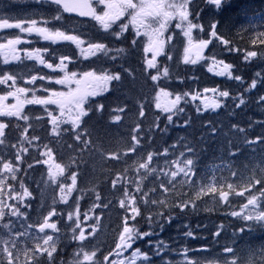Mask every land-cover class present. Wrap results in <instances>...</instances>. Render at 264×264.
Returning a JSON list of instances; mask_svg holds the SVG:
<instances>
[{
	"label": "snow or ice",
	"instance_id": "6c2138e0",
	"mask_svg": "<svg viewBox=\"0 0 264 264\" xmlns=\"http://www.w3.org/2000/svg\"><path fill=\"white\" fill-rule=\"evenodd\" d=\"M201 3H206L207 5L215 6V8L220 9L225 3V0H200ZM36 5H50L55 6V15L51 16V20L42 19V24L44 26H38V20L34 18L37 15H43L39 9H36L30 15H25L21 17H3L0 16V29H19L21 33H27L29 35L35 34L43 41H50L52 44H56L59 41H67L75 44L77 48H80L82 44L85 43L78 35L68 34L61 27H55L56 22L62 21L63 13H76L80 17L90 16L96 20L101 27L107 33L109 29H112V25L115 24L121 17L125 16L127 13L129 20L128 23H121L119 25V31L115 29L112 30L110 35L115 36L116 39H121L126 29L129 25L136 31V35L141 34L147 35L149 37V44L145 47V52H152V58L147 60L148 69H157L156 75L150 74V79L155 82L160 80V69L157 68L156 59L158 56L164 54L166 40L164 38V33L168 28V25L176 20L177 23L175 27L181 29L185 37L188 38V47L184 49V63L185 64H197L200 60L204 59L203 51L208 46L209 41L205 39H199L197 43L193 42L192 30L199 29L201 32L205 31V28L199 23H194L190 17V9L192 14L196 18H202L201 13L195 11L199 7L197 0H33ZM97 5H104V10L101 13L97 12ZM62 10V12H61ZM202 11V9H201ZM15 20L16 22H10ZM27 24V27H25ZM52 26H49V25ZM218 23L211 22V36L220 40L221 43L228 45L229 41L227 39H221L218 35ZM261 37H264V33H260ZM172 37H167V40H171ZM264 42V40H254L253 43ZM21 43V39L17 36L15 39L7 40L6 44L0 43V56L3 57V63L7 65L11 61H21V55L16 49V45ZM133 45L136 41L133 40ZM233 49L228 48L227 51L231 52ZM47 51V49H45ZM115 52V55L110 53ZM126 52L124 47L109 48L104 43H88L86 49L81 48V54L91 56H97L99 53L101 57L108 58L111 61L126 60L127 56H123ZM25 58L30 60H36L37 63L44 65L45 67L52 69V63H46L41 51L36 49L34 51H28L24 54ZM257 52L248 51L244 57L245 60H249L252 57H256ZM264 59V55L261 57ZM67 56L60 57V63L56 65L61 72L64 73L63 77L56 78L54 83L57 85H63L67 88V91H52L47 97L38 96L35 91L27 87H15L17 76L16 74H9V71H4L3 75H0V84H6L7 81H13L14 91H8L6 95L0 96V116L2 117H16L18 120H23L29 122V115L23 114V108L25 104L28 105H56L59 110V115H54V111H49L47 107H44V112L47 113L49 117V122L52 125V132L54 135H60L61 132L68 134L79 141V145H69L73 149L79 148L83 145L81 152L87 150L91 154L94 150V146L91 143L92 131L89 129L88 120L92 119L91 114L103 115L105 109L104 103L95 100V97H101L105 93L109 92V85L112 84L113 91H119L120 87L123 85L124 76L123 73H129L132 75L129 68L124 67L123 63L114 65L112 69L98 67L96 71H83L82 74L77 78V72H67L65 69L67 65L64 63L67 60ZM100 59V57H98ZM171 59V56H169ZM214 63L223 65V68L216 72L218 76H227L229 79L235 80L237 82L243 83V78L240 75H233L231 69L232 65L224 63L223 60L214 61ZM116 67L122 69L117 71ZM211 70V69H210ZM169 69L165 67L163 69V76H169ZM260 76L261 73H257ZM44 80L45 76H32L27 83L31 84L37 79ZM51 80L52 77H47ZM115 82V83H114ZM163 83V81H162ZM75 87H72V85ZM155 85L154 87H158ZM168 85L165 84V87ZM257 87V80L254 78L251 82L249 88L244 89V93L251 91ZM47 90V89H45ZM32 91L31 98H22L24 94ZM204 92H213L214 96L212 98H205L202 103L205 110L211 109L215 111L222 107H225V101L219 98H230L235 108H241L248 103H254L257 106H264V95H260L256 100H245L244 93L239 96H230V92L227 90H219L217 88H204ZM172 93L164 91L161 88L160 92L156 95L155 107L160 110L159 114H154V121H149V127L146 133H144V138L148 141L154 143L153 137L155 135H166L169 131V126H190L191 117H187V106L188 97L195 101L200 97V93H189L187 91L180 94H176L174 99L168 100L166 103L161 104L159 102L160 97H168ZM8 96H12L16 99V103L13 105L4 104L3 101L7 99ZM184 102L183 105L181 102ZM238 101V102H237ZM196 111L199 113L201 108L196 105ZM264 110V109H262ZM116 111L123 113L125 108L120 107ZM112 115L111 113H109ZM166 114V115H165ZM139 116L147 120V115L145 111V105L141 104ZM162 116L164 120H162ZM187 117V118H185ZM174 118L183 119L182 125H176V120ZM39 119V118H38ZM115 121H121V115L116 114L113 116ZM166 121V123L164 122ZM264 123V122H262ZM143 121L136 123L134 134L132 135V141L134 142L131 147L127 148V152L137 153V159L133 161L132 167L139 173V181L136 185L137 192L140 193L139 196H132L129 198L128 189L125 188L123 192L124 198L120 200L121 209L125 210V216L123 219V229L119 233V242L116 244V255L118 257L123 256L124 253L130 252V255L123 256L122 259L113 261L112 264H137L138 260L147 262V264H155L153 261V255L160 257L163 260L162 253L169 248V245L164 243V241H157L154 245L155 251L152 254L142 251L138 247H134L137 241L143 240L145 237L151 238L156 235L155 228L159 227L161 231L165 228L167 223H170L174 219H178L180 215H187L189 208L192 212L199 211V205L197 200L200 199L202 195L208 193H216L218 187L213 186V183H208L207 173L198 176L196 169L198 167L197 161L199 159V154L196 147L187 141L185 137H180L175 143L160 151L159 149L155 151L147 152V158L143 159L142 152L139 148L141 144L140 134L144 132L142 127ZM163 124V126H161ZM62 125H70V128H61ZM251 126V125H250ZM9 125L0 122V145H5L6 132L5 129ZM206 127L209 128L210 135L215 136L217 134V128L212 125L211 122L206 123ZM238 133H245L246 130L238 125L232 126ZM27 131V128H25ZM39 139V137L32 136L31 139L28 137H22L20 140L21 145L25 140L31 144L32 140ZM259 141L264 144V136L257 137L256 140H248L245 135L243 142L247 144H256ZM181 145L182 150H179V154L175 155L173 159H169V156H173V150H177V146ZM11 147L16 148V145H11ZM43 147L46 151L41 152V156H48V160L36 161L37 163L48 164L51 160V154L53 149L49 144H44ZM229 156L237 155L239 149H233L231 141H229ZM28 149L21 147L15 154V162L22 161V153L27 152ZM111 158L113 160L120 159L115 153H111ZM156 157H163V167L158 166L154 163ZM11 160H5L3 156H0V221H5L0 223V229L4 232H0V264H21L20 256H24V264H56V256L60 255L58 250V244L60 243V238H54L53 235L45 234L43 237L34 236L31 237L25 232H15L13 234L14 222L11 217L17 218V221L26 216L27 213L21 211V205L28 207L25 198L30 197L32 193L29 191L28 187L25 186V180L17 176V173L21 171L20 167ZM29 168L32 165L28 166ZM68 166H62L60 163L50 164L48 169V180L52 184H57L58 177H61L65 173V169ZM141 170H143L141 172ZM222 170L220 166L213 165V171ZM233 176L237 175L235 170H231ZM127 171V170H126ZM195 177V179H194ZM17 181L19 180V189L17 191L8 184L7 187L11 191L5 192V182L6 181ZM212 180L215 184L222 187L221 181H217L215 175H213ZM47 183V181L45 182ZM113 185L117 183L115 180L112 181ZM255 183L264 185V177L257 178ZM143 185V188L141 187ZM149 185L152 187L149 188ZM77 186V173L75 171L71 172V184L65 185L64 183H59V188L61 192H66L67 195H71ZM187 186L190 192L180 193L177 195L179 190ZM252 186V185H249ZM228 189L234 190V186L231 183L227 184ZM145 189H147L145 191ZM117 192L120 191L119 188L116 189ZM195 193L192 195L191 193ZM260 195L264 196V187L260 189ZM228 192L220 190L219 197L220 201H227ZM213 199L215 197L213 196ZM8 200H15L16 204L7 203ZM97 200L103 204V200L98 195ZM61 201L66 202L67 196L62 195ZM219 204V201H217ZM78 204V200H77ZM108 205H105L107 207ZM248 206L257 208L258 197L253 195L247 199V204L241 207L240 212L232 211L230 213L233 217H238L246 221H256L264 222V210H257L254 214H242L244 209ZM7 209V211H6ZM178 209V213L173 214L174 210ZM131 212V216L127 213ZM145 212L148 213L145 216ZM55 209L50 211L47 216L44 217L43 222L38 225L39 233H45V229H51L53 232H57V224L49 223V217L55 215ZM8 218V219H6ZM69 219H72V214H69ZM132 222L131 225L129 222ZM146 221L149 225V231H141L139 228L140 222ZM260 226L264 227V224ZM29 227L32 225L29 224ZM189 230L184 233L185 237L193 236V230H191L189 225H185ZM222 227V226H221ZM79 228V236H77L76 229ZM243 230V229H241ZM95 231V229H93ZM72 240L85 241L86 237L82 228L79 227V221L76 222L75 227L72 228ZM212 235L219 236L220 232L216 231ZM20 237H29V239L34 240V246L29 247L25 245L23 248L20 247ZM42 241V242H41ZM152 244L151 239L148 241ZM188 249H185L187 252ZM225 253H232L233 249L231 247L225 248ZM82 255L83 260L79 257ZM95 252L84 251L83 245L80 246L79 251L76 253L73 260L69 261L68 264H85V262H92L95 257ZM47 257V260L44 259ZM106 261L108 257L104 258ZM61 264H65L62 260ZM163 264H174L171 260H163ZM185 264H201L199 259L188 260L186 259ZM210 264H215V262H210ZM222 264H229L227 255L223 258ZM232 264H245L243 260L232 261Z\"/></svg>",
	"mask_w": 264,
	"mask_h": 264
},
{
	"label": "rangeland",
	"instance_id": "374dc122",
	"mask_svg": "<svg viewBox=\"0 0 264 264\" xmlns=\"http://www.w3.org/2000/svg\"><path fill=\"white\" fill-rule=\"evenodd\" d=\"M206 4V3H205ZM211 5L206 4V12L209 11ZM0 8L5 9L4 11H0V16L3 17H13V15H17V17L23 18L25 15H30L32 12H34L36 9H39L40 12L43 15H37L34 18L38 20V26H44L42 24V19H49L51 20V16L55 15L54 7H51L49 5H36L33 3V0H0ZM217 9V8H215ZM104 10V5H97V12L101 13ZM219 10V13H221L222 7ZM207 15L206 21L212 20ZM63 20L60 22L55 23V27H61L63 26L61 30H65L68 34H74L78 35L81 39L85 41L84 44L80 46V48H77L75 44H72L71 42L67 41H59L56 44H52L50 41H43L38 36H36L34 33L29 35L26 33V37L23 36L19 31V29H8L4 31H0V43L6 44L7 40L9 39H15L17 36L20 37L21 43L17 44L15 47L17 51L21 55V61H11L7 65L3 63V57L0 56V69H3L4 71H17L20 73L17 76L15 87H17L20 80L24 77L25 80H29L32 76H45L46 79L38 81H42L39 84V86L34 85L35 81L31 84H28L26 86L27 88L33 90L36 92L38 96L47 97L51 94L52 91H67V88H65L63 85H57L54 83V80L56 78L63 77L64 73L60 71L59 68L56 67L57 64L60 63V57L61 56H67L68 59L64 61V63L67 65V68L65 71L67 72H77L79 76L82 74L83 71H96L98 67L108 68L112 69L114 65H119L123 63L124 66H126V63L132 62L134 56L138 63L136 66L140 70V75H147L149 78V82L151 84V91L152 94L150 95V101H154V104L150 107L159 114L160 110L155 107V104L157 102L156 95L158 92H160L161 88H164V91L172 93V95L168 97H160L159 102L161 104L166 103L168 100L174 99L176 94H180L182 92H185L182 86H175L174 84V78H172L173 70L175 67H179L177 70L180 73H184L182 69L186 68L189 69L190 66L192 67L189 71L190 73H193L195 67H200L199 71L201 74L207 76H212L216 82L211 85H198L194 89V93L199 92L201 95L200 97L193 101L191 100V97H188V106H192L194 110H196V105H199L201 108L202 113L205 114H214V113H221L222 111H226V107L229 111H233L235 109V105L232 100L228 102L230 98H219L225 101V107H222L220 109H217L215 111H212L211 109L205 110L203 107L202 101L205 98H212L214 96V93L204 92V88H217L219 90H227L231 92L232 90L238 89L239 87L244 88L243 83L237 82L235 80L229 79L227 76H218L216 75V72L221 70L223 68V65L214 63V61L221 60L217 56L216 48L219 50H223L225 52L227 51V46L223 43H221L220 40H217L215 37L211 36V29L209 28L203 32H201L199 29L192 30V38L193 42L197 43L199 39H205L209 41L208 46L203 51L204 59L200 60L197 64H185L184 63V49L188 47V38L184 36L183 31L181 29H177L175 27L177 21L173 20L169 25L167 30L164 33V38L166 40L165 43V50L164 54L161 56H158L156 59L157 68L160 69V80L153 82L150 79L151 75H156L157 69H148L147 68V60H150L152 58V52H145V47L149 44V37L147 35L141 34L140 36L136 35L135 29L129 25L128 29L125 30L123 37L121 39H116L115 36L110 35L113 29L116 31H119V25L121 23H128L129 17L127 13L125 16L121 17L120 20H118L115 24L112 25V29H109L106 33L105 30L101 27V25L93 19L92 22H80L75 19L71 18H65L63 16ZM11 20L10 22H12ZM222 23L218 22V35L223 38V34L225 33L220 29ZM49 26H52L51 24ZM25 27H27V24H25ZM195 32H198L197 34ZM171 36L172 39L169 41L167 40V37ZM30 39L34 42L33 46L28 47V49H21L20 47L22 45L29 44ZM133 40L136 41V44L133 45ZM88 43H104L109 48H117V47H124L126 49V52L122 54L123 56H127L126 60H117V61H111L108 58H103L98 53L97 56H91L88 55L87 57L85 55L81 54V48L86 49L88 47ZM36 49H39L41 51V54L45 60L46 63H52L53 68L49 69L45 67L44 65H41L37 63L36 60H30L25 58L24 54L27 51H34ZM47 49V51H45ZM169 51L172 52L171 59H169ZM252 51L251 49L243 52V59L246 64H249L251 61H255L259 58L258 54L256 57H252L249 60H245V52ZM111 55H115V52L113 51L110 53ZM100 57V59H98ZM181 57V59L178 60L177 65L173 62V58ZM218 58V59H216ZM169 61V63H168ZM23 62H28L26 68H22L19 65ZM171 63L174 64L173 68H171ZM167 67L169 69V76L164 77L163 76V69ZM211 69V70H210ZM116 70H120L119 67H116ZM9 72V74H10ZM33 72V74H32ZM16 74V73H15ZM0 75H3V72H0ZM47 77H52L51 80L47 79ZM163 81V83H162ZM115 83V82H114ZM165 84L168 85L165 87ZM155 85H159L158 87H154ZM13 87V81L9 80L6 84H0V90H2V93L0 96H4L8 92V88ZM72 87H75L73 84ZM171 87V88H168ZM14 88V87H13ZM113 85H109V92L105 93L101 97H95L93 99L98 100L102 103H104L105 106L110 107L111 106V97L110 93L112 91ZM47 89V90H45ZM15 90V88H14ZM13 90V91H14ZM32 91H29L28 93L24 94V97L22 98H31ZM112 97H114V101L119 104V106L110 109L109 113L111 119H113V116L116 114L121 115V121H115L114 127H108L102 124V122L99 120V114H91L92 119L88 120V127L93 130V132L96 134L95 136V142L99 145H102L105 150H109V148L114 145L117 141H121L124 135V131L129 128L127 125L128 118L132 115V113L128 112L127 109L124 107V105L121 103L122 96L118 94L117 92H114L111 94ZM231 96V94H230ZM12 97V96H8ZM7 97V98H8ZM238 102V101H237ZM4 104L7 105H13L16 103V99L12 97V100L3 101ZM183 101L181 104L183 105ZM44 107H47L49 111H54V114L57 116L59 115V110L56 108V105H49V106H42V105H28L25 104L23 108V114L29 115L30 117L34 115V113L38 115H43L45 117L47 116V113L44 112ZM119 107L125 108V112L120 113L116 111ZM166 115V114H165ZM163 117V116H162ZM15 117H2L0 116V122L8 124L9 127L5 129L6 132V141L5 145H0V156H3L5 160H11L15 162V154L16 152L21 148L25 147L28 149L27 152L22 153V163L21 162H15L21 171L17 173V176L20 178H23L25 180V186L28 187L32 195L30 197H26L25 201L28 203V207H24L21 205V211L24 213H27L26 216L21 217L18 221L17 218L11 217L10 219L14 222L13 227V234L15 232H27L29 236H39L43 237L45 234L53 235L54 238L59 237L60 243L58 244V250L60 251V255L56 256V264H61V261L63 260L65 264H68L69 261L73 260L76 253L79 251L80 246L83 245L84 251L88 252H95V257L93 258L92 262H85V264H112L113 261L119 262L120 259L123 258V256L130 255V252H126L123 254V256L118 257L116 255V252L118 251L116 249V244L119 242V233L123 229V219L125 216V210L121 209L120 207V200L124 198L123 192L124 189L127 188L129 192V198L132 196H139L140 193L137 192L136 185L140 183L139 181V173L135 170V167H132L133 161L137 159V153L134 152H127V150H123V153L126 154L129 157V161L126 165L122 166L125 168V171H121L119 176H114L112 179L115 180L117 183L115 186L113 185L112 181L110 184V190L111 194L104 195L99 194L101 199L103 200V204L100 202V200H97V196L88 197L86 199V203H83V199L81 195L78 192L79 186L87 185L91 180H94V175L86 177V176H79L77 174V186L74 189V191L71 193V195H67L66 192H61L59 188V183H64L65 185L71 184V172L68 171L69 168H78V167H84L85 163L84 161H80L77 156H73L70 159H65L63 161L58 160L57 157L53 154H51V160L48 164L45 163H37L36 161H45L48 160V156H41L40 153L46 151V149L43 147L44 144H49L51 147L54 145L62 144V142L67 138V141L73 140V143H69V145H77L79 144V141H76L74 137L69 136L66 133L61 132L60 135H54L52 132V125L50 122H48L45 125V136L41 137L43 134V131L40 129L39 126L36 128H33L32 131H29L28 129V123H21L19 127L21 128V131L18 133V129L16 127V124L13 123ZM49 118V117H48ZM13 121L11 123H6L5 120ZM179 118H174L176 120V125L178 124ZM70 128V125H62L61 128ZM25 128H27V131H25ZM32 136L39 137V139L32 140L31 144L28 143L27 140L23 142V145H21L20 140L22 137H28L31 139ZM177 139L180 138V134L177 133L175 136ZM16 145V148L11 147V145ZM83 146V145H81ZM263 146V145H262ZM169 147V146H167ZM166 148V147H165ZM69 151L73 150L72 147H69ZM179 150H182V146H177V150H173L174 155L169 156V159H173L175 155L179 154ZM163 151V150H162ZM262 152V153H261ZM257 154V155H256ZM143 159L147 158V152L142 153ZM255 159V160H254ZM80 161V162H79ZM246 161V169L252 173V175H256L257 178L264 177V147L261 148L258 151H255L253 154L245 158ZM116 162H122L121 159L116 160ZM60 163L62 166H68L65 169V173L63 176L58 177L57 184H52L50 180H48V169L50 164ZM154 163L158 164V166L163 167V157H156ZM32 165L31 168L28 166ZM220 166V169L222 170H216L213 171V165L209 168L203 170L200 173H197L198 176L204 175L207 173L208 177V183H213V186L218 187V191L216 193H208L206 195H202L199 199L200 202L203 203V206H211L219 196V191L224 190L227 192H234L236 194H242L243 190L242 188L245 186L244 183L241 182L242 177L240 175L233 176L230 180L226 179H220L222 183V187L215 184L212 180L213 175L215 177H220L221 172H226L229 169V164L220 163L216 164ZM100 166V164H99ZM127 166V168H126ZM92 168V166H91ZM127 170V171H126ZM143 170H141L142 172ZM232 173V172H230ZM229 173V174H230ZM263 175V176H262ZM238 177V178H237ZM195 179V177H194ZM47 181V183H45ZM230 181V182H229ZM19 180L17 181H6L5 182V192L11 191L10 188L7 187L8 184H11L13 188H15L17 191H20L19 189ZM233 184L234 190L228 189L227 184L228 183ZM33 184V185H32ZM264 186V185H263ZM143 188V185H141ZM152 187V185H149V188ZM119 188L120 191L117 192L116 189ZM147 189H145L146 191ZM191 190L187 188V186L181 188L177 195L180 193L190 192ZM52 193V194H51ZM77 193V194H76ZM192 195H195V193H191ZM65 195L67 196V201L62 202L61 196ZM72 196V197H71ZM213 196L215 199H213ZM258 197V206L257 208H253L252 206H248L244 209L243 213L246 214H254L257 210H262V199L263 196L259 195ZM78 200V204H77ZM204 200V201H203ZM212 202V203H211ZM7 203L9 204H16L17 202L15 200H8ZM247 202L244 204L246 205ZM105 205H108L105 207ZM243 206V205H242ZM234 207L232 210H230L228 213L224 214V217H229L233 221L238 222H256V221H246L238 217H233L230 215L232 211L240 212L241 207ZM55 209L56 214L49 217V223H56L57 224V232H53L51 229H45V233H39L38 231V225L43 222V219L45 216L48 215L50 211H53ZM7 211V209H6ZM72 214V219H69V214ZM129 216H131V212L129 211L127 213ZM145 216L148 215L147 212L144 213ZM8 219V218H6ZM79 221V227L83 229L85 234V241H79V240H72V228L75 227L76 222ZM5 221H0V223H4ZM131 225V221L129 222ZM29 224L32 225V227H29ZM139 228L141 231H149V225L146 221H141ZM95 229V231H93ZM0 232H4L3 229H0ZM156 235L152 236L151 238L145 237L143 240L137 241L134 247H138L141 244L142 247L140 249L143 251L145 248L149 247L150 254L154 253L155 248L154 245L157 241H164V243L169 245V248L165 251V253H162L163 260H171L174 262V264H185L186 259L188 260H196L198 257V254H196L193 251L188 250L185 252V248L180 240L178 238L182 237V234L185 231V227L181 224V222L177 221L176 219L172 220L170 223H167L163 231L159 229V227L155 228ZM77 236H79V228L76 229ZM20 247L23 248L25 245L32 247L34 246L35 241L29 239V237H20ZM151 239L152 244H149L148 241ZM42 242V241H41ZM144 248V249H143ZM108 257V260L106 261L104 258ZM81 260H83L82 255L79 257ZM153 261L155 264H163V260L160 257H156L153 255ZM24 256L21 254L20 256V262L21 264H24ZM45 260H47V257H44ZM206 261V260H205ZM216 263V262H215ZM137 264H147V262H144L142 260H138ZM207 264H210L207 263Z\"/></svg>",
	"mask_w": 264,
	"mask_h": 264
},
{
	"label": "trees",
	"instance_id": "16d2710c",
	"mask_svg": "<svg viewBox=\"0 0 264 264\" xmlns=\"http://www.w3.org/2000/svg\"><path fill=\"white\" fill-rule=\"evenodd\" d=\"M197 3L200 8H196L195 11L200 12L202 18H196L192 14L191 9L189 18L194 23L201 24L206 30L209 28L211 22L222 23L220 29L225 32L223 38L229 41L227 49H233L231 52H225L216 48L217 56L223 60L224 63L233 66L231 69L233 75H240L243 78L244 88L239 87L238 89L232 90L230 92L231 96H239L241 93H244V89L250 87L254 78L257 80V87L244 93L245 100H256L260 95H264V59L261 58L262 55H264V42L253 43L254 40H264V37L260 36V33H264V0H225V3L222 5L221 13H219V10L214 7H211L209 11L206 12V4L201 3L200 0H197ZM208 14H210L209 16L212 20L206 21ZM195 33L197 34L198 32ZM249 49L257 52L259 58L246 64L242 61L243 52ZM246 53L247 52H245V54ZM179 59H181V57L174 58L173 62L175 65H177ZM173 66L174 64L171 63V68H173ZM124 67L129 68L132 75H129V73H123L122 69L118 70L121 71L124 76L123 85L120 87L119 91H111L109 94L112 102L111 106H105L103 115L99 116V120L102 124L108 127H114L115 121L111 119L109 111L110 109L119 106V104L114 101V97H112L111 94L117 92L123 97L121 103L128 112L132 113V115L127 120L129 128L124 131L122 140L117 141L109 148V150H105L102 145L95 142L96 134L89 128L92 131L90 140L94 146V150L91 154H89L87 150L81 152V149H83V146L81 145L79 148L69 151V143H73V140H69L68 142V137L62 142V144H53L56 156L63 158L77 156L80 161H84L85 166L77 169L79 176H95L94 180H91L87 185L80 186L83 187L82 195L84 198L91 197L96 193L104 195L112 193L110 190V182L118 172H121L122 170L125 171V168L122 166L128 163L129 157L123 153V150H127V148L131 147L134 143L132 141V135L134 134L133 130L135 129L136 123L139 121H143L142 127L144 129V132L140 134L141 144L139 148L142 153L155 151L157 149L162 151L165 147L170 146V144L172 145L178 140L175 136L179 133L180 137H185L186 140L191 142V144L197 149L199 159L197 161L198 167L196 173L202 172L212 165L225 163L229 164V169L235 170L237 175L242 177L241 182L245 184L242 188L243 194L241 196H236L233 193H228L227 201H224L223 204L226 209H230L233 204L241 205L249 197L260 194V189L264 186L255 183L257 177L252 175V173L246 169L245 158L263 148L264 144L257 141L254 145H246L243 142V139L245 135L248 140H256L257 137L264 136V123H262L264 122V110H262L264 109V106H257L254 103H248L246 104L247 106L245 105L241 108H235L233 111H229L226 107V111L224 110L222 113H214L211 115L202 112L198 113L192 108V106H187V117H191L190 126H169L168 133L166 135H155L153 137L154 143H152L144 138V133L147 132L149 127L148 122L154 121V114H158L150 107L154 104V101L152 100L148 102L150 95L152 94L149 78L147 75H140V70L136 65L133 66L132 62L128 63L127 61L126 66ZM199 68L200 67H195L193 73L189 74L188 69L184 68L182 69L184 73H180L177 71L179 67H175L172 74V78L175 77V86H182L184 91L191 94L194 93V89L198 85H207L208 83L213 85L216 80L210 75L205 76L201 74ZM257 73H261V75L257 76ZM230 100L231 99H229L228 102ZM141 104L145 105L147 120H144V118L139 116ZM222 119L227 120H223V122ZM162 120H164V117H162ZM234 120H236L235 125L244 127L246 130L245 133H238L236 129L232 127L234 125ZM177 121L179 125L183 124V119H178ZM164 122L166 123V121ZM207 122H211L212 125L217 128V134L215 136L208 134L209 128L206 127ZM30 124L32 125V128L39 126L45 134L46 128L44 121L36 122L35 120H31ZM161 126H163V124ZM223 128L227 130H224ZM229 141H231L233 149H239L238 155H228ZM111 153H115L119 156L122 162H116V160H113L110 155ZM229 169L226 172H221L219 175L220 177H216V180L219 181L223 178L230 180L233 175L230 173L231 171ZM198 205L203 206V203L200 202ZM218 207H221V202L218 204L217 201H215L211 206H203L201 207L202 209H199L197 212L188 210L187 215H180L183 219V226L189 225L191 230H193V236H195L194 240L186 238L182 239L184 243L191 249L204 248L208 251L205 252L206 257L209 259L217 258L220 262H222L223 258L227 255L229 263H232V261L239 262L243 260L245 264H264V235H261L264 234V227L260 226L261 224H264V222L259 224H236L229 221H223L225 219L218 215ZM174 213H178L177 209L174 210ZM217 223L222 225V229L220 235L214 237L212 233L215 232ZM227 247H231L234 254H226L225 248Z\"/></svg>",
	"mask_w": 264,
	"mask_h": 264
},
{
	"label": "bare ground",
	"instance_id": "6f19581e",
	"mask_svg": "<svg viewBox=\"0 0 264 264\" xmlns=\"http://www.w3.org/2000/svg\"><path fill=\"white\" fill-rule=\"evenodd\" d=\"M230 1H231V0H230ZM237 5H238V4H237ZM239 7H240V6H239ZM199 8H200V7H199ZM238 9H240V8H238ZM240 12H241V11H240ZM242 12H243V11H242ZM238 13H239V12H238ZM230 15H231V14H230ZM261 15H262V14H261ZM240 19H241V18H240ZM240 22H241V21H240ZM243 26H244V25H243ZM230 28H231V27H230ZM233 29H234V28H233ZM235 29H236V27H235ZM241 29H242V28H241ZM243 30H244V29H243ZM233 31H234V30H233ZM241 31H242V30H241ZM234 32H235V31H234ZM232 34H233V33H232ZM235 34H236V33H235ZM230 35H231V34H230ZM240 35H241V34H240ZM246 35H247V34H246ZM234 36H235V35H234ZM242 36H244V35H242ZM242 36H241V37H242ZM229 37H230V36H229ZM231 37H232V36H231ZM237 37H238V36H237ZM235 39H236V37H235ZM237 39H238V38H237ZM244 39H245V38H244ZM239 40H240V39H239ZM233 41H234V40H233ZM235 42H236V41H235ZM233 43H234V42H233ZM235 44H237V43H235ZM235 44H234V45H235ZM247 44H248V43H247ZM226 46H227V45H226ZM241 47H242V46H241ZM260 47H261V46H260ZM215 50H216V49H215ZM242 50H243V49H242ZM261 67H262V65H261ZM243 70H244V69H243ZM240 72H241V71H240ZM246 82H247V81H246ZM129 88H130V87H129ZM128 90H129V89H128ZM246 106H247V105H246ZM221 113H222V112H221ZM197 115H198V114H197ZM250 116H251V115H250ZM188 117H189V116H188ZM233 118H234V117H233ZM197 120H198V119H197ZM223 120L225 121V120H227V119H222V121H223ZM241 120H242V119H241ZM220 121H221V120H220ZM224 121H223V122H224ZM235 121H236V120H234V124H235ZM218 122H219V121H218ZM226 122H227V121H226ZM179 123H180V122H179ZM232 123H233V122H232ZM230 125H231V124H230ZM257 125H258V124H257ZM220 126H221V124H220ZM224 126H225V125H224ZM231 126H232V125H231ZM222 127H223V126H222ZM226 128H227V126H226ZM243 128H244V127H243ZM248 128H249V127H248ZM255 128H256V126H255ZM219 129H221V128H219ZM223 129H224V130H227V129H225V128H223ZM223 129H222V130H223ZM174 130H175V129H174ZM194 133H195V132H194ZM194 133H193V134H194ZM199 133H200V132H199ZM199 133H198V134H199ZM255 133H256V132H255ZM229 135H230V134H229ZM198 136H199V135H198ZM189 137H190V136H189ZM202 137H203V136H202ZM202 137H201V138H202ZM198 138H199V137H198ZM192 139H193V138H192ZM243 140H244V139H243ZM196 141H197V140H196ZM201 141H202V140H201ZM203 141H204V140H203ZM194 143H196V142H194ZM199 143H200V142H199ZM207 143H208V142H207ZM207 143H206V144H207ZM225 143H226V142H225ZM211 144H212V142H211ZM170 145H171V144H170ZM218 145H219V144H218ZM239 145H240V144H239ZM251 146H252V145H251ZM202 148H203V147H202ZM205 148H206V147H205ZM220 149H221V148H220ZM222 149H223V148H222ZM248 149H249V148H248ZM201 150H202V149H201ZM207 151H208V149H207ZM224 151H225V150H224ZM222 153H223V152H222ZM261 153H262V152H261ZM248 154H249V153H248ZM177 155H178V154H177ZM237 155H238V154H237ZM256 155H257V154H256ZM247 156H248V155H247ZM243 157H244V156H243ZM205 158H206V157H205ZM97 159H98V158H97ZM214 160H215V159H214ZM254 160H255V159H254ZM106 162H107V161H106ZM106 162H105V163H106ZM202 162H203V161H202ZM209 162H210V161H209ZM243 162H244V161H243ZM237 163H238V162H237ZM239 165H240V164H239ZM105 175H106V174H105ZM256 175H257V174H256ZM256 175H254V176H256ZM118 176H119V175H118ZM262 176H263V175H262ZM231 177H232V176H231ZM237 178H238V177H237ZM259 178H260V177H259ZM108 179H109V178H108ZM223 180H224V179H223ZM229 182H230V181H229ZM227 183H228V182H227ZM32 185H33V184H32ZM29 191H30V190H29ZM102 191H103V190H102ZM223 191H224V190H223ZM51 194H52V193H51ZM76 194H77V193H76ZM96 196H97V195H96ZM71 197H72V196H71ZM203 201H204V200H203ZM211 203H212V202H211ZM214 222H215V221H214ZM207 223H208V222H207ZM196 225H197V224H196ZM184 226H185V225H184ZM254 235H255V234H254ZM261 235H264V234H261ZM242 237H243V236H242ZM260 238H261V236H260ZM262 238H263V237H262ZM263 244H264V243H263ZM206 246H207V244H206ZM212 247H213V246H212ZM246 251H247V250H246ZM214 254H215V253H214ZM259 254H260V253H259ZM262 254H263V253H262ZM261 260H262V259H261Z\"/></svg>",
	"mask_w": 264,
	"mask_h": 264
},
{
	"label": "water",
	"instance_id": "95a60500",
	"mask_svg": "<svg viewBox=\"0 0 264 264\" xmlns=\"http://www.w3.org/2000/svg\"><path fill=\"white\" fill-rule=\"evenodd\" d=\"M64 14H66L68 16L77 17V18L82 19V20H91L92 19V17H90V16L80 17L76 13H64Z\"/></svg>",
	"mask_w": 264,
	"mask_h": 264
}]
</instances>
